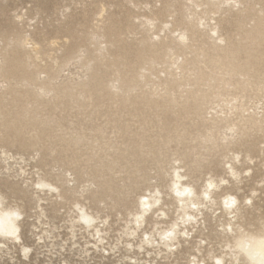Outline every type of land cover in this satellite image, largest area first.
I'll list each match as a JSON object with an SVG mask.
<instances>
[{
  "label": "bare ground",
  "instance_id": "obj_1",
  "mask_svg": "<svg viewBox=\"0 0 264 264\" xmlns=\"http://www.w3.org/2000/svg\"><path fill=\"white\" fill-rule=\"evenodd\" d=\"M161 2L142 15L108 17L105 26L99 0L92 23L86 14L51 38L0 25V140L14 131L41 141L30 122L52 124L36 110L50 94L59 102L69 97L68 108L83 115L79 127L70 123L50 137L62 164L44 163L48 169L36 170L31 183L0 184L1 254L18 248L29 257L27 209L34 211L29 226L38 244L58 236V223L47 222L53 218L66 223L72 239L78 232L91 237L81 254L106 252L114 211L124 221L118 242L125 237L130 248L154 254L145 264H159V257L168 264H264V213L255 214L252 195L237 194L259 153L263 168L249 191L254 196L264 187V146H258L264 143V54L257 50L264 44V0ZM57 51L63 55L52 56ZM71 63L83 76L58 82ZM0 153V174L13 170L9 160L25 157L4 146ZM15 172L20 177L26 169Z\"/></svg>",
  "mask_w": 264,
  "mask_h": 264
},
{
  "label": "rangeland",
  "instance_id": "obj_2",
  "mask_svg": "<svg viewBox=\"0 0 264 264\" xmlns=\"http://www.w3.org/2000/svg\"><path fill=\"white\" fill-rule=\"evenodd\" d=\"M98 1L99 0H77V1L76 0H0V25L16 27L21 31L27 30L29 33L31 32L34 33L35 35H38V33L43 32L47 34L49 38L57 35L62 36L66 34V30L68 28L71 29L75 26L77 27V25H79L80 22L81 23L84 22V16L86 14L91 15L89 19V24L92 23L94 19L93 17L94 15L92 14L98 11V7H99ZM102 1L104 2L106 9V11L104 12V16H106L105 17L106 20L104 24L105 26H107V24L110 23L107 21L108 17L110 18L115 17L116 19H126L129 14L142 15L147 13L149 8H153L154 6H156L157 8L160 7L162 4L161 0H135L138 2V7H134L132 3L128 2V0H102ZM167 19L171 21L172 17H167ZM253 24H254L253 22H250L248 28H251ZM222 25L225 28V30L228 31L226 28L230 26L227 23ZM57 32H59L60 34H57ZM132 36L134 37V35ZM139 36L140 34L138 35V37ZM57 41L59 42L62 40L59 39ZM57 46L58 45H54L52 47L53 50ZM48 49H50V47H48ZM257 50L259 51L260 54H264V44L257 47ZM62 55L63 54H61V51H57V54H52V56H59V57ZM50 60L51 58H47L45 62H50ZM45 62H42V64H44ZM83 74H84L83 69L80 67L78 63L75 64L71 63L67 67H65L64 70L60 73L58 82H63V81L78 82L80 78L83 76ZM41 77H44V74H41ZM4 88L1 87V90H5ZM51 99H52V94L47 95V99L43 98L44 101L39 100L40 103L38 106H36V110L41 119L42 118L46 119V117L53 118V122H52V124H54L53 128L51 123H49L50 125L49 124L42 125L41 123L40 125H38L39 124L38 121L32 120L30 122V125L33 123L34 125L35 124L38 125V126L32 125L31 127L32 128L34 127V129L32 128L31 129L32 132H34V130L39 128L36 130V134L38 136V132H39L40 134L39 136L42 137V138L39 137L41 138V141L37 140V138L35 139V137L33 139L34 136L33 134L25 135L27 138L23 137V135L21 134L19 135L17 134L15 136L14 131L13 133L12 131L11 133L9 132L6 138H2L0 140V146H4L5 148L10 149L11 152L14 153L17 152V154L15 155L16 158L20 156L23 157L25 156L23 160L18 158L17 159L18 163H16V161L9 160L10 162H12L14 167V168L12 167L13 170L10 171L11 172L14 171V173L12 172L11 174L10 171L7 172L3 170L5 173L0 174V184H4L7 181H10V183L14 182L15 184H17V182L21 183L22 179H25L31 183L32 180L37 178V175L35 173L36 170L40 174H43V172L46 171V169H48V167L45 166L44 163L49 162L51 164L53 163L62 164V162L57 160L56 158L58 157L57 156L58 154L56 152L55 153L51 152L53 148H59V146L56 145L57 142L54 140V138H50V137L56 134L57 135L62 134L66 130L65 127H67V125L71 126L70 123H73L72 126L75 125L76 127H79L83 115L81 111L79 112L78 110L68 108V106L70 105L69 97H64L60 102L57 99H54L55 101ZM42 101L44 102V104ZM40 105L42 107H40ZM47 108H49V110ZM43 131H45L46 133L43 134ZM261 134L262 133H259L257 134V136L261 137L262 136ZM16 137L19 138L17 139ZM261 138L264 139V137ZM5 139H7V141H5ZM26 139L28 143L25 141ZM2 140L4 141V143L2 142ZM13 140L16 141L21 140L19 142L21 145ZM35 140H37V142ZM10 144L12 148L10 147ZM22 145H24V148L26 149H24ZM258 146L262 147L264 146V143H261ZM36 150L39 152L38 154L36 153L37 152ZM262 157H263L262 154L259 153V156L254 159L252 165L253 168L250 172V175L253 176L255 174H258L259 169L263 168L261 165ZM19 165H21L22 167H24V169H26V174H23L20 177L15 175L16 174L15 171L18 170ZM35 165H37V167H34ZM40 167L41 169L38 170V168ZM8 173H10L11 176L9 175L8 177L7 175ZM252 176L251 177L247 176L246 179L247 181H245L244 179L243 182L239 184L240 189L237 191V194L238 196L252 195L253 202L257 206H259V210H256L255 214H260L262 212L264 213V192H263L264 187L261 188V190L253 196V194L249 191V184L252 182L251 181ZM70 177L76 178L77 176H75L74 174ZM201 177L202 179L198 181V184L203 182L204 176L201 175ZM235 185L237 184L234 183H232L231 185L225 184L223 187L224 188H226V186L233 187ZM2 187L4 188V186ZM29 189L30 188H28V190ZM92 189L94 190L95 187L93 186ZM10 199L14 201L16 198L9 197L8 200L10 201ZM135 199H136V194H133L132 197L130 198V203L133 204ZM167 199H169V196L164 195V200ZM17 202L22 203L19 199L17 200ZM46 203H47V205L45 206L46 214L49 216L52 213L50 209L51 206L49 205L50 201L48 200ZM88 206H90V203H88ZM63 211L64 209L62 210V212ZM27 212L29 213V215H27L28 213L26 214V218H25L26 225L24 226L23 229L24 230L23 239L26 243L33 244L29 257L27 259L23 258L20 255L18 248H13L8 253L7 252H4L2 254L0 253V264H145L143 262L144 259H151L154 257V254L148 256L146 252L138 250L137 247L130 248L129 246H127L124 242L125 237L121 238L118 242L117 239L120 237L121 227L123 226L124 221L117 220V216L114 215L115 214L114 211L110 212V218H109L110 225L108 226L107 229L108 233L106 235L107 237L106 241H109V243H104V247L107 248L106 252L101 250V248L99 249L92 248L89 251V253H84V254H81L80 251L84 246L85 240H91V237H89L87 233H85L82 236L80 232H78L76 238L72 239L70 231L65 227L66 223L63 221L60 222L58 219H53V218H50L49 220L46 219L47 222L50 221L51 223L50 225L52 224L57 225L58 223L57 226L60 227L54 230V233L58 236L55 237L54 239L50 238L47 239L46 242H42L38 244L36 242L37 240H35L36 237L33 233L34 231L29 226L30 223L36 222L35 217L33 216L34 211L27 209ZM50 240L52 241L54 240V243L56 245H52L49 242ZM74 240H77L76 245L72 244ZM132 242L134 243L137 242V238L136 239L133 238ZM114 243L117 244V247L114 250H110L109 249L110 245L114 246ZM158 262L159 264H168L167 260L165 259L163 260V258L160 257L158 258Z\"/></svg>",
  "mask_w": 264,
  "mask_h": 264
}]
</instances>
